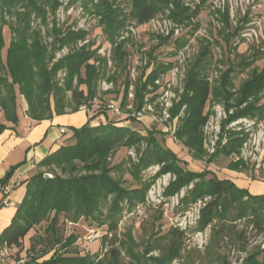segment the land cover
I'll list each match as a JSON object with an SVG mask.
<instances>
[{
	"label": "trees",
	"instance_id": "16d2710c",
	"mask_svg": "<svg viewBox=\"0 0 264 264\" xmlns=\"http://www.w3.org/2000/svg\"><path fill=\"white\" fill-rule=\"evenodd\" d=\"M205 1L199 0L191 10L185 0H126V6L121 5V0H0V111L6 121L13 124L18 121L17 94L27 104V117L34 120L74 112L81 105L89 109L97 99L96 87L101 72L98 66L89 61L95 59L97 50L92 48V42L74 46L64 56L53 60L57 50L76 45L87 34L82 28L58 25L56 13L65 2V5L78 2L83 13L98 17L103 34L112 46L113 66L125 73L120 97L123 110L128 104L130 85H133L134 91L132 108L124 111L128 115L119 117L106 111L107 103L100 97L92 114L87 115L88 121L80 127H72L70 140L37 164L38 169L27 180L25 194L11 222L2 230L0 241L16 248L18 255L23 250L22 238L35 225L46 221V239L50 244L37 251L41 253L38 257L51 249L54 251L41 261H36L37 257L32 256L23 264H170L180 256L185 246L181 228L172 227L163 234L157 229L152 234L154 238L149 236L136 241L131 231L119 238L117 226L125 203L128 207L126 210H129L137 202H143L151 183L166 173L174 176L166 186V194L170 196L187 188L179 199L185 210L197 200L208 198L200 208L196 223L199 231L209 226L214 240L233 231L241 243L239 250L245 251L247 249L243 243L248 227L238 230L237 221H247L254 236L264 235V194H250L232 181L218 178L206 168L199 172L187 169L186 162L166 146L163 127H157L160 124L155 119L150 126H143L141 130L144 133L140 128L120 125L122 121L140 122L131 113L139 111L146 100L156 98L158 86L155 81L174 62L177 63L173 60L159 61L151 50L140 73L132 80L126 43L119 38L121 32L131 22L142 25L165 9L173 21L190 23V17L196 16ZM220 14L228 26V11ZM49 16L52 17V25L48 35L52 41L48 44L42 36V25L48 24ZM5 25L11 31L6 48L3 34ZM238 29L232 30V37ZM185 41L177 37L176 49L182 47ZM193 56L184 70L179 99H173L168 112L170 121L176 120L175 137L193 158L204 159L207 163L218 155H237L248 133L242 127L226 129L225 126L241 117L264 118V102L260 103L264 90V67L259 71L253 68L238 88H233L232 73L248 68L254 58L242 56L235 64L240 68L229 63L218 77L209 79L206 69L211 62L212 52L207 39L200 40L198 52ZM59 71H64V75L58 77ZM115 75L112 74L110 78L114 80ZM208 103H223L227 112L232 109L222 120L220 137L210 154L204 147L203 134V126L209 115L205 110ZM100 114L105 115L106 121L93 125L91 121ZM5 128L6 124L0 122V132ZM223 138L225 142L222 144ZM120 147H134L137 152V160L129 158L127 169L133 178L139 179L140 173L151 165L158 164L159 169L137 187L124 186L120 178L113 176V171L120 170L123 164L112 162L113 155ZM240 163L231 162L229 166L237 169ZM45 173L51 176L46 177ZM10 174L8 172L6 175ZM105 206L106 211L103 210ZM60 216L66 222L73 223L79 218L89 220L96 223L98 227L92 229L97 230L106 225L105 233L98 238L97 248L84 251L80 243L79 252L69 251L68 247L76 235L62 236L58 226ZM158 219L160 215L156 216V221ZM55 246H60L58 249L61 251ZM140 246L142 249H139ZM213 248L210 246L207 251L214 253L215 260H221L222 264H264V247L260 245H254L242 259L233 263L227 261V255L219 253V247ZM29 249L34 251L35 244L31 243ZM155 250L157 254L149 255Z\"/></svg>",
	"mask_w": 264,
	"mask_h": 264
},
{
	"label": "rangeland",
	"instance_id": "374dc122",
	"mask_svg": "<svg viewBox=\"0 0 264 264\" xmlns=\"http://www.w3.org/2000/svg\"><path fill=\"white\" fill-rule=\"evenodd\" d=\"M198 2L199 0L194 1L193 5ZM65 4L66 2L57 10L55 20H57L58 25L63 28L67 26L73 29L82 28L87 34L85 39L79 40L76 45H67V47L63 46L61 49L57 50L53 60L64 56L74 46L79 47L87 41L88 43H93L92 48L95 47L97 49L95 59L92 58L89 61L98 66L101 73L96 87L97 99H94L93 104L88 109L92 114V109L96 106V102L100 97H103V101L106 103L110 102V100H121L120 97L123 88L122 81L125 73H121V71H118V69L113 66L111 59L112 46L103 34L102 28L98 23V17L83 13L81 6L79 5L80 3L78 2L70 5ZM126 4V0H121V5L126 6ZM193 5H189L191 10L194 8ZM226 10L228 11L229 16L228 26L225 25L223 17L220 14V12H225ZM51 20L52 17L49 16L48 24L42 25V36L44 41L48 44L52 41V37L48 35L51 30ZM174 26L179 27V32L176 35L173 34L171 29L174 28ZM236 27L239 28L238 32L232 37L231 32ZM168 31L169 34H167ZM3 34L6 48L11 37V31L7 25L3 27ZM177 37H181L186 41L182 47L176 49L175 39ZM119 38L120 40H125L126 43L124 45L129 53L127 59L132 80L140 73L139 71H141L142 65L148 58V52L151 50H153V55L157 60L183 61L184 67L187 68L194 57L193 55L198 52L200 40L203 38L207 39L210 43V49L212 52L211 62L206 69L209 79L218 77L220 72L229 66V63L240 68L235 64L242 58V56L254 58L253 63L248 68L246 67L245 69H242V71L232 73L233 88H238L239 84L249 76V73L253 68H257L259 71L264 67V0H206L200 6V10L196 16L190 17V23L173 21L168 17V10L165 9L164 11L158 12L154 19L147 21L142 25H136L131 22V24L121 32V37ZM48 46L50 48V45ZM5 48L2 49L3 57L5 56ZM149 69L150 68H148L147 71H149ZM112 74H116L114 80L110 78ZM63 75L64 71L58 72V77ZM181 78V68L179 67V70H177L174 62V65L158 78V88L155 91L157 95L154 101H157L156 99L170 101L169 98L173 97L171 96V93L173 95L175 93V99L178 100V95L183 87V78ZM103 82L108 85L107 89L103 88ZM81 87L83 88L84 86ZM129 92L132 93V97L129 96ZM261 94L262 97L260 103L264 102V90ZM127 98L128 104L131 103L133 105V85L129 86ZM24 101V98L20 94H17V103H24ZM124 109L126 110V107ZM205 110L209 112V115L203 126L204 147L210 154L213 152L211 149H214L215 144L220 137L219 133L222 120L228 113L232 112V109L227 112L225 111L223 103H208ZM158 111L159 109L156 106L154 112L155 116L159 115ZM1 113L2 112L0 111V118ZM254 120H256V118ZM124 122L125 121H122L121 123L140 128L138 125L139 121ZM158 123L160 125L157 127L164 128L160 122ZM175 123L176 120L174 122L171 121V125ZM239 124H241V126L244 125V127H249L244 122ZM230 127L231 126H228V124L225 126L226 129ZM250 128V132H256L257 127L253 125V127L250 126ZM163 132L167 138H170V136L167 135L168 132L164 131V129ZM174 141L179 143V145L181 144L178 140ZM224 142L225 138L222 139V144ZM143 146L144 145L142 144V147ZM136 153L134 147H120L112 157L113 163L123 162L120 170L113 171V176L120 178L122 184L127 187L139 186L144 180H149L159 169L158 164H155V166L151 165L140 173L141 177L139 179L133 178L127 169L129 166V158H132L133 161L137 160ZM214 158H216L215 161L219 168L222 169L230 168L231 166H229V164L231 162L241 161L239 167L237 169L234 168V170L245 171L252 179L264 181V158L261 162V168L259 169L254 165L255 162L251 161L249 158L244 160L240 156V152L237 153V155H218ZM195 161H197V164L199 165H204L201 159H195ZM242 164L243 167L241 166ZM230 169H232V167ZM173 177L174 176L170 173H166L156 178L148 188L146 196H144L145 200L143 202H137L131 209L129 208V210H126L128 207H126L125 203L124 210L121 213L117 225L119 238H122L123 234L126 232L131 231L134 239H136V241H141L149 236L153 237L154 235L152 234L157 229L160 230V234H163L167 232L169 228H181L184 231L183 241L185 246L184 249L181 250L180 256L175 258L170 264H222L221 260H215L214 253L210 254V252L207 251L210 246H213V249H215L216 246L217 248L219 247V253L227 255V261H230V263L235 262L239 258L242 259V257L246 255V251H249L254 245L264 247V235L254 236V231L251 227L247 226V221H244L243 219L237 221L236 228L241 230L242 228L245 229L248 227L246 233L247 238L245 239V243H243L247 249L246 251L242 249L239 250L241 243L237 240V236L233 231L224 237L217 236L215 240L213 238L214 236L210 233L209 226L205 230L199 231L196 228L197 220L191 213L193 204L188 206L185 210L183 204L179 202L180 197L183 196L187 188L184 187L179 193L170 194V196L165 193L166 186ZM106 207L107 206L103 208L104 211H106ZM158 215H160V219L156 221V216ZM58 226L63 237H67L69 234L76 235L74 242L68 247L69 251H74V253L75 251H80L79 244L82 242V237L88 233L87 231L92 229V227H98L96 223L83 218L77 219L74 223L66 222L63 216H60ZM105 226L98 228L97 232L99 235L105 233ZM45 227L46 221L35 225L29 230V232L22 238L23 250L20 251L18 254L19 256L26 258L27 261H29L32 256H35L37 257L36 261H41L53 253L54 249H51V251L42 257H38L41 253L40 251H37L48 247L50 244L46 239L47 233H45ZM31 243L35 244L34 251L29 249ZM97 246L98 239L95 238L94 240H91L89 248L93 251ZM54 248L59 252L61 251V249H58L60 246H55ZM139 249H142V246H140ZM157 253V250H155L150 252L149 255ZM125 260L127 261L128 258L125 257Z\"/></svg>",
	"mask_w": 264,
	"mask_h": 264
},
{
	"label": "crops",
	"instance_id": "0c3cea01",
	"mask_svg": "<svg viewBox=\"0 0 264 264\" xmlns=\"http://www.w3.org/2000/svg\"><path fill=\"white\" fill-rule=\"evenodd\" d=\"M26 109L25 101L17 104L18 121L15 124L6 121L1 113L0 122L6 124V128L0 132V201L5 196L1 187L7 184L10 186L8 198L12 204L0 206V234L11 222L17 205L25 194L27 180L38 169L37 164L47 154L70 140L72 127H80L88 121L87 112L82 108L74 112L53 114L52 117L41 120L27 117ZM152 120L150 116L142 118L138 123L140 130L143 126H150ZM120 125L127 124L120 123ZM61 127H65V133L59 131ZM134 128L139 129V127ZM165 140L166 146L186 162L187 169L199 172L206 168L218 178L230 180L250 194H264V181L252 179L245 171L219 168L216 158L208 163L202 160L204 165H199L182 142L179 145L172 138L165 137ZM8 172L11 174L7 176Z\"/></svg>",
	"mask_w": 264,
	"mask_h": 264
},
{
	"label": "built area",
	"instance_id": "2783aa9c",
	"mask_svg": "<svg viewBox=\"0 0 264 264\" xmlns=\"http://www.w3.org/2000/svg\"><path fill=\"white\" fill-rule=\"evenodd\" d=\"M197 0H185V4L187 5H193V2ZM194 7V5H193ZM154 19V18H152ZM150 19V20H152ZM149 20V21H150ZM170 24V23H169ZM172 25V24H171ZM156 28V24H155ZM179 27L174 26L172 29L173 34H178L179 32ZM169 34V31L167 32ZM183 66V68H182ZM175 67L177 70H179V67L181 68L182 71V78L184 77V64L183 61H178L175 63ZM181 78V79H182ZM156 85H158L159 80L157 79L155 81ZM103 88L107 89L108 85L103 82ZM172 91V90H171ZM175 92V91H174ZM129 96L132 97V93L129 92ZM172 98H169L170 101H163L160 99H156L157 101H148L143 104L142 108L138 111H134L131 113L132 116H134L136 119L140 120L144 116H150L152 119H155L159 121L163 126H164V131L168 132L167 135L170 136L173 140H177L174 134V124L171 125L170 121V113L169 108L172 105L173 99L176 98L175 93L174 95L171 93ZM159 109V115L155 116V107ZM80 108L86 110L87 115L91 114L88 110V108L85 105H81ZM132 105L131 103L126 105V109H131ZM106 111H109L110 113L112 112L115 117L122 116L124 114L128 115V113L124 112L122 107L120 106V101L117 100H110V102L107 103L106 105ZM255 118H248V117H241L238 118L234 121H231L228 126H231L230 128H236L240 129L241 127L244 128V130L248 133L247 138L243 142L241 148H240V156L244 159L247 160L248 158L255 162V166L257 169L261 168V162L264 158V118L262 119H256ZM106 117L104 114L97 115L91 123L94 125L99 124L100 122H105ZM169 122V123H168ZM246 123L249 127H244L241 126L239 123ZM168 123V124H167ZM257 127L256 132H250V126ZM65 127L60 128L61 133H65ZM214 149L212 148L211 151ZM259 153V154H258ZM258 156H257V155ZM3 194L5 195L4 198L1 199L0 201V206L12 204L11 201L8 198V193L10 191V186L7 184H3L1 187ZM208 198L205 197L203 199L197 200L192 206V214L195 216V219L197 220L199 217L200 213V208L205 204L206 200ZM88 233L82 237V242L81 247L83 248L84 251H89V244L91 240H94L95 238L98 239L100 237L99 233L97 232V229H89L87 231ZM201 233V232H200ZM81 240V239H80ZM26 261V258L21 257L17 255V249L14 248L13 246H10L9 244H6V242H0V264H23Z\"/></svg>",
	"mask_w": 264,
	"mask_h": 264
},
{
	"label": "water",
	"instance_id": "95a60500",
	"mask_svg": "<svg viewBox=\"0 0 264 264\" xmlns=\"http://www.w3.org/2000/svg\"><path fill=\"white\" fill-rule=\"evenodd\" d=\"M45 176H46V177H49V176H51V174H49V173H45Z\"/></svg>",
	"mask_w": 264,
	"mask_h": 264
}]
</instances>
